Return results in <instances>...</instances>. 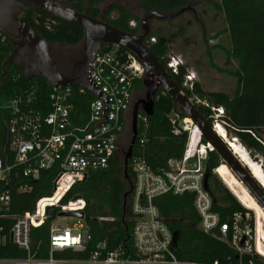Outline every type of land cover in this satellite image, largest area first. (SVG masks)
I'll list each match as a JSON object with an SVG mask.
<instances>
[{"label": "trees", "instance_id": "1", "mask_svg": "<svg viewBox=\"0 0 264 264\" xmlns=\"http://www.w3.org/2000/svg\"><path fill=\"white\" fill-rule=\"evenodd\" d=\"M56 1H65L79 11L101 17L106 22L133 34H137L142 27L141 17L125 5H114L103 12L100 4L107 0ZM193 1L139 0V3L144 12L151 10L173 12L189 6ZM219 1L227 23L225 31L228 32L231 40L227 54L237 61L234 70L220 68L219 70L235 78L236 85L232 93L206 91L198 81L194 82L192 89L185 87L183 83L187 72L186 66L181 65L177 74L167 66L170 55L168 40L156 31H152L147 38V44L210 122L214 121L216 114L214 108L222 107L224 115L220 119L224 121L227 131L229 132V127L232 126L235 135L250 152L254 149L264 156V141L255 133L256 127L264 126V0ZM86 3L87 7H85ZM114 11L117 12L116 17L111 16ZM24 16L49 43L77 45L84 39L82 27L40 10L30 9ZM131 21L136 25L131 26ZM152 37L156 38L155 42L150 41ZM114 46L116 45L104 43L101 50L107 51ZM117 48L118 52L132 54L122 46ZM12 50L13 42L0 45V159L9 163H13V155L5 123L12 115L10 101L14 98L28 99L32 96L42 103H47L53 89L46 78L37 77L26 81L17 67L11 65L5 68L4 62ZM213 66L217 67L215 64ZM134 86L137 90H141L144 87L142 78L137 79ZM196 98L205 101L208 106L197 103ZM92 99L94 94L91 91L80 94L77 89L74 90L72 115L77 123L88 120V106ZM154 101L155 109L152 116L141 113L133 157L143 156L153 170L159 171L168 165L169 160L183 156L189 133L183 129L177 134L174 133L171 118H174V115L183 119L185 115L180 112L177 104L166 91L160 90ZM142 118L147 119L144 121ZM247 130H252L256 137ZM251 156L254 157L252 153ZM220 163L221 158L215 151L210 152L205 161V170L210 172L208 186L214 200L213 209L220 214L223 222H231L235 213L249 214L250 217L244 218L240 224L242 227L248 225L252 233L254 217L247 208L252 209V204L256 203L250 194H247L248 198L241 194L240 184H236L233 179L223 180L225 185L216 176L214 170L216 172L221 167ZM12 166V175L8 184L11 193L10 206L8 210L0 206V260H20L29 256L34 259H46L51 253L50 233L54 219L51 211L41 225L31 228L28 249L11 240V230L16 222L15 215L33 213L40 198L52 195L56 170H43L38 178L31 179L22 173L24 167L20 164H12ZM128 175L129 179L125 177L124 160L117 157L109 168L90 172L85 181L72 185L61 202L65 203L75 195L85 200L84 224L88 239L83 250L77 251L72 248L55 250L54 258L85 261L97 254L98 258L103 259L116 250H120L124 257L136 256L133 246L134 222L129 202L125 199V194L133 180L130 165ZM22 186L27 187L26 190L21 189ZM194 198L192 192L183 194L168 192L154 199L170 230L178 233L173 253L179 260L206 264L215 261L219 264H248L252 259L253 264H264V259L258 254L240 253L230 242L200 229V215L195 208ZM55 211L58 212L59 208H55Z\"/></svg>", "mask_w": 264, "mask_h": 264}, {"label": "built area", "instance_id": "2", "mask_svg": "<svg viewBox=\"0 0 264 264\" xmlns=\"http://www.w3.org/2000/svg\"><path fill=\"white\" fill-rule=\"evenodd\" d=\"M130 23L131 26L136 25L134 21ZM150 41L155 42L156 38L152 37ZM11 42L13 38L0 29V45ZM181 65H184L182 58L168 56L167 66L173 73H179ZM144 72V66L133 54L118 52V48L107 51L100 49L88 70V78L99 94L92 92L94 99L88 106L89 118L84 123H77L72 115L74 90L77 89L82 94L88 91L84 87L52 86L47 103L32 96L10 101L12 115L5 124L13 163L0 159L1 208L8 210L10 206L8 184L12 164L24 167L22 173L31 179L38 178L43 170H56L52 195L40 198L33 213L14 216L16 222L11 230L12 241L28 249L31 228L41 225L53 207L58 206L59 213L84 211L83 198H72L65 203L61 200L74 183L83 181L90 172L109 168L115 161L119 142L125 131L126 116L133 104L135 81L143 78ZM195 81L196 74L187 70L184 86L192 89ZM196 102L208 106L198 98ZM214 109L217 117L224 115L222 107ZM142 119L146 121L147 118ZM171 120L174 133H179L180 129L189 133L181 158L169 160L168 165L159 171L153 170L143 156H132L130 160L133 180L127 200L134 222L133 246L136 256L124 257L120 250H116L103 259L95 254L89 260L77 261L78 264H206L179 260L173 253V232L154 203L156 197L168 192L194 193L195 208L200 215V229L220 236L240 253L253 254L256 251L255 244L250 241L251 229L248 225L242 227L240 224L244 218L248 219L249 214L235 213L231 222H223L220 214L213 209L212 195L204 187L205 161L213 147L210 143L203 142L202 137L193 141L185 118ZM247 131L256 137L252 130ZM26 188L21 187L24 190ZM76 220L73 225L51 227V253L48 258L34 259L29 256L10 261L14 264L72 263L70 260L54 258L53 251L65 248L77 251L84 249L88 233L84 219ZM211 264L219 263L215 261ZM248 264H253V260L250 259Z\"/></svg>", "mask_w": 264, "mask_h": 264}, {"label": "water", "instance_id": "3", "mask_svg": "<svg viewBox=\"0 0 264 264\" xmlns=\"http://www.w3.org/2000/svg\"><path fill=\"white\" fill-rule=\"evenodd\" d=\"M190 8V6H186L173 12H161L159 10L146 12L141 18V30L137 34H133L106 22L101 17L91 16L62 1L0 0V29L13 38V50L5 60L4 67L7 68L11 65L17 67L26 81L43 77L54 87H84L88 91L99 94L98 89L88 78L89 65L95 54L104 43H111L126 48L145 68L142 83L146 89V95L144 98L136 100L133 106V135L124 156L125 177L129 179L128 171L130 160L133 156V148L138 136L140 111L146 116H152L155 109L154 98L160 90H164L175 101L180 112L185 115V118H191L193 123L198 126L202 139L210 143L213 151L221 158L220 165L226 164L229 167L264 210L263 184L254 176L249 166H246L241 161V158L234 153L226 140L216 130V121L210 122L205 117L199 107L174 80L147 44V38L151 33L150 21L153 18L159 20L173 19ZM30 9L40 10L84 29V39L82 41L84 55L81 60L75 63L70 75L64 74L58 69L55 59L49 53V42L24 16L25 12ZM220 121L223 123L221 119ZM209 175L210 172L207 171L204 177V187L208 191ZM86 179L87 177L83 181ZM130 192L131 189L125 194V199H127ZM79 198L81 196L75 195L73 200ZM47 211H49V208H47ZM59 216L85 219V212L62 211L59 213ZM177 237L178 233L174 232L173 246L176 244ZM243 243L244 239L241 241V244Z\"/></svg>", "mask_w": 264, "mask_h": 264}, {"label": "rangeland", "instance_id": "4", "mask_svg": "<svg viewBox=\"0 0 264 264\" xmlns=\"http://www.w3.org/2000/svg\"><path fill=\"white\" fill-rule=\"evenodd\" d=\"M62 2L66 3L65 1ZM118 4L127 6L141 18L146 13L140 7L139 0H107L106 2L100 4V8L104 12L107 11L111 6ZM87 6L88 4L86 3L85 7ZM189 6L191 8L188 11H185L173 19L159 20L153 18L150 21L151 32L156 31L160 36H163L168 40L170 46V55L182 58L187 70L196 74V81L202 85L204 90L232 93L236 85L235 78L219 70V68L234 70L237 66V61L233 58H230L227 54V49L231 47V40L230 35L227 31H225L227 28V23L224 12L220 8V1L194 0ZM111 16L116 17L117 12H112ZM82 44V42L77 45H60L58 43H49L50 54L55 59V61L58 62V69L62 73L67 75L70 72L72 73L75 63L82 59L84 55ZM114 48H117V46H114ZM213 64H215L217 67H214ZM145 95L146 89L144 87L141 90H137L135 88L133 104L127 113L125 131L122 134L119 142L121 149L119 153H117V157H121L123 160L133 135L132 112L134 103L136 100L144 98ZM141 113L143 112L140 111V116ZM173 117L177 118V116L174 115ZM220 118L221 117H217L216 114L214 115L215 121H217L216 119L220 121ZM229 130V136L236 137L232 126L229 127ZM193 131L196 130L193 129ZM261 132L264 134V130H261ZM255 133L264 141V138L260 136L258 131L255 130ZM244 148L248 151L250 156L251 153L254 155V157L251 156L254 160L260 162L261 165L263 164L262 167L264 170V156L259 155L258 151L253 150L250 152L245 146ZM222 171L216 170L217 173L214 171L216 176L222 182L223 180H230V178L237 180L234 174L231 171L229 172L227 168L226 172L225 170ZM242 189L243 186L240 185V192L244 196ZM244 207L247 208L246 206ZM55 208H58V206ZM55 208L53 207L50 210L52 213L51 216L54 217L52 226H67L73 225L77 222L76 218L74 217L59 216V212L55 211ZM247 209L252 212L251 215L254 217V231L251 233L250 241L254 245L256 240L255 236L258 235L259 244L264 251L263 216L259 215L258 212L255 211L254 206H252V209ZM253 252L264 259V257L257 251ZM0 263L12 264V261L2 260ZM70 264L78 263L77 261H73Z\"/></svg>", "mask_w": 264, "mask_h": 264}, {"label": "bare ground", "instance_id": "5", "mask_svg": "<svg viewBox=\"0 0 264 264\" xmlns=\"http://www.w3.org/2000/svg\"><path fill=\"white\" fill-rule=\"evenodd\" d=\"M185 122L188 124V127L191 129V134H192V138L193 141L195 142L196 140H198L201 137V132L198 128V126H196L191 118H185ZM215 128L216 130L219 132V134L226 140V142L229 144L230 148L234 151L235 154H237L239 156V158H241V161L246 165L249 166L250 170L253 172L254 176L263 184L264 186V170L263 167L261 165L260 162L254 160L250 154L248 153V151L244 148V146L240 143L239 139L236 137H232L229 136V133L227 131V129L225 128V126L223 125V123L219 120H217L215 122ZM193 129H195L196 131H193ZM212 146V145H211ZM226 168L228 170L229 167L226 164H222V167H220L218 170L222 171L225 170L226 172ZM231 171V170H230ZM232 172V171H231ZM223 173V171H222ZM233 173V172H232ZM235 176V175H234ZM235 178L238 180H234L233 181L236 184H240L243 186V193L244 196L246 198L247 194H250L249 191L247 190V188L242 184V182L235 176ZM251 195V194H250ZM252 196V195H251ZM253 197V196H252ZM254 201L256 204H252L255 207V211L258 212L259 215L263 216V222H264V210L263 208L257 203V201L255 200V198L253 197ZM249 200V199H248ZM264 225V223H263ZM264 233V230H263ZM256 240H255V249L256 251L262 255L264 257V251L262 249V247L259 244V239H258V235L255 236Z\"/></svg>", "mask_w": 264, "mask_h": 264}, {"label": "crops", "instance_id": "6", "mask_svg": "<svg viewBox=\"0 0 264 264\" xmlns=\"http://www.w3.org/2000/svg\"><path fill=\"white\" fill-rule=\"evenodd\" d=\"M259 129L264 130V126H260V127H256V128H255V130L259 132L260 136H261L262 138H264V134H262L261 130H259ZM253 150H254V149H253ZM254 151H257V150H254ZM258 154H259V155H262V153H261L260 151H258Z\"/></svg>", "mask_w": 264, "mask_h": 264}, {"label": "flooded vegetation", "instance_id": "7", "mask_svg": "<svg viewBox=\"0 0 264 264\" xmlns=\"http://www.w3.org/2000/svg\"><path fill=\"white\" fill-rule=\"evenodd\" d=\"M56 63H57V66H58V62H56ZM70 74H71V72L68 75H70ZM120 149H121V147H120V144H119L117 153H119Z\"/></svg>", "mask_w": 264, "mask_h": 264}]
</instances>
